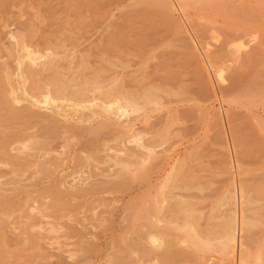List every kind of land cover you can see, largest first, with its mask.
I'll use <instances>...</instances> for the list:
<instances>
[{
  "label": "rangeland",
  "instance_id": "obj_1",
  "mask_svg": "<svg viewBox=\"0 0 264 264\" xmlns=\"http://www.w3.org/2000/svg\"><path fill=\"white\" fill-rule=\"evenodd\" d=\"M0 1H6L0 2V102L7 99L20 109L35 95L42 101L36 107L41 115L59 114L60 126L74 127L71 132L49 127L51 131L46 129L38 139L14 142L8 136L20 124L8 122L9 104L0 103V141L12 143L2 155L29 161L21 166L0 162V263L254 264V258L239 262L238 258L247 257L246 247L227 245V249L222 239L227 222L243 223L244 210L253 216L247 217V226H252V220L260 224L253 226V234L264 233V206L260 205L264 202L259 203L264 191L255 196L257 203L253 197L254 181H264V0H242L234 11L204 0H179L177 5L173 0L157 5L142 2L146 0H121V4L120 0ZM114 1L119 5L115 3L110 14ZM237 1L240 6L241 0ZM217 8L230 13L219 16L213 13ZM180 12L186 19L180 18ZM190 29L201 33L194 31L197 42L203 36L217 43L232 38L234 54L229 56L230 65L226 62L227 70L221 71L213 61L206 65L204 59L209 58L202 56L207 51H198L203 48L193 36L188 38V32L194 34ZM33 35L41 42L31 45L33 58H23L20 67L22 53H17L16 45L23 39L30 44ZM203 39L201 44L216 55L218 44L212 42L215 49ZM50 41L55 44L47 45ZM47 58L55 64L51 71L42 72ZM212 66L217 68L215 75ZM24 70L38 74L39 90L31 76L21 73ZM152 79L160 87L150 86L156 83ZM123 85L138 95L127 91L132 95L129 99L126 94L119 97ZM229 85L236 86L230 87V97L225 96L229 90L220 97ZM99 86L119 90L112 99ZM57 87L63 88L60 93ZM102 92L108 94L110 108L104 105L107 96ZM255 103L257 110H250ZM103 123L118 125L99 128ZM131 123H136L134 130L123 127ZM167 157L171 163L163 170ZM256 186L264 187L263 183ZM249 195L258 205L253 214ZM260 213L256 220L254 214ZM149 217L168 230L157 231ZM150 227L154 233H148ZM223 229L226 235L221 234ZM156 234L157 241L147 237ZM147 249L150 255L166 252L167 256L147 258Z\"/></svg>",
  "mask_w": 264,
  "mask_h": 264
},
{
  "label": "bare ground",
  "instance_id": "obj_2",
  "mask_svg": "<svg viewBox=\"0 0 264 264\" xmlns=\"http://www.w3.org/2000/svg\"><path fill=\"white\" fill-rule=\"evenodd\" d=\"M126 1V0H125ZM135 1V0H134ZM149 1H153L152 2V4L153 5H157L158 3H160V2H162V0H146V1H142V2H145V3H149ZM174 2H176V3H174V4H179L178 2H179V0L178 1H176V0H173ZM204 1H207V2H209V3H212L213 2V6H215L216 7V5H218L219 7H229V8H226L227 10H230V11H234V10H237L238 9V7H241L242 6V4H243V1L241 0V1H239V4H240V6H236V4H238V1L237 0H235V1H237L236 3H235V1L233 2V1H231V0H210V1H208V0H204ZM1 2V1H0ZM4 2H6V1H4ZM4 2H1V3H4ZM231 2H233L234 4H232ZM116 3V4H115ZM119 2H116V1H114L113 3H111L110 5V7H111V9H112V6H114V4L115 5H117ZM123 3H125V2H123ZM122 3V4H123ZM195 3H197L198 4V2H195ZM120 4H121V0H120ZM119 5V4H118ZM133 5V4H132ZM201 6L202 5H204V4H200ZM212 5H210V9H213V6ZM228 5V6H227ZM234 5V6H233ZM129 6H131V5H129ZM181 7H182V5H180ZM211 6H212V8H211ZM107 7V6H106ZM169 7H171V6H169ZM179 8V6H176V8ZM199 8H201L200 6H198ZM214 7V8H215ZM231 7H233V8H231ZM234 7H236V8H234ZM107 8H109V7H107ZM175 8V7H174ZM173 8V9H174ZM175 8V9H176ZM206 8V7H205ZM105 9V8H104ZM170 9V8H169ZM179 9H181L182 11H183V9L182 8H179ZM201 9H204V7L203 8H201ZM226 9L224 10L225 12L223 13V10L222 9H220V8H217V10H213V13H216V14H219V16H222V15H229V13H230V11H228V12H226ZM232 9V10H231ZM106 10V9H105ZM181 10H178V11H181ZM204 10H206V9H204ZM1 11V10H0ZM177 11V10H176ZM177 11V12H178ZM218 11H220V12H218ZM222 11V12H221ZM183 12H185V11H183ZM177 13V14H180V18L183 20V19H186V18H182L181 17V14H183V15H185L184 13ZM1 13V12H0ZM3 13V12H2ZM107 13H109V12H107ZM106 13V14H107ZM205 13H206V11H205ZM211 13V12H210ZM209 12H207L206 14L208 15L209 14V16H212L213 14H210ZM110 14H114L113 13V9L110 11ZM173 14V13H172ZM202 14H204V12H202L201 13V15ZM216 14H214L213 16H215V17H218V16H216ZM182 15V16H183ZM201 15H200V18H201ZM107 16H109V14H107ZM113 16V15H112ZM196 16V15H195ZM204 16H205V14H204ZM203 16V17H204ZM114 17H116V15L115 16H113V18ZM117 17H118V15H117ZM178 17V16H177ZM177 17H176V19H177ZM184 17V16H183ZM199 17V16H198ZM113 18H111V19H113ZM171 18V17H170ZM175 18V17H174ZM173 17H172V19H174ZM197 18V17H196ZM197 19H199V18H197ZM13 22V21H12ZM14 28V27H13ZM191 28V27H190ZM187 29V28H186ZM188 30H189V28H188ZM190 30H192L193 32L194 31H197L198 32V29L196 30V29H190ZM185 31V30H184ZM183 31V32H184ZM179 32V31H178ZM182 32V33H183ZM196 32V33H197ZM201 32V31H200ZM1 33H3V32H1ZM189 34H191L190 36H188V38H191L192 36L194 37V39H192L193 41H194V43L195 42H197V41H199L198 39L199 38H197L196 39V37H199V35L201 34V33H197V34H199V35H197V34H195V32H194V34H192V32L190 31V32H188ZM208 33V32H207ZM206 32L203 34V35H205V34H207ZM30 35H31V33H29ZM194 35H197L196 37L194 36ZM4 36V35H3ZM184 36H186V38H187V35H184ZM184 36H182L181 37V41L183 40L182 38H184ZM30 38L29 39H31L30 40V44L29 43H26V41H25V39H23V40H21L20 41V43H18V45H16L17 46V49H16V51H17V53H22V55L20 56V61H19V66L20 67H22L21 65H22V61L25 59V58H27V59H32L33 58V51L30 49L31 48V45H33V44H35V43H37V41H39V40H33L32 38H35V36L33 35L32 37L31 36H29ZM179 37V36H178ZM204 38H206L205 40L203 39V42L205 41V43H210L211 42V44H209L210 46H212L213 45V43L212 42H214V41H212V40H210L211 38H209V37H211V36H208V37H206V36H203ZM202 37V38H203ZM177 38V37H176ZM186 38H184V39H186ZM187 38V39H188ZM201 38V39H202ZM207 38H209V39H207ZM224 38H227V39H231V40H223V43H221L222 41L221 40H219L218 41V43H217V41H215L214 43H217L216 45L217 46H219V49L218 50H216L217 52H216V55H213L212 53H209L210 51H211V49H208V48H205L206 46H204L203 44H201V42H202V40L200 39V41L201 42H197L198 44V46L200 47V46H202V50H198L199 52L200 51H207V53H206V55L205 56H202L203 54H201V56L202 57H208L209 59L208 60H206V59H204L205 61H207V63L204 61V63H206V65H208V64H213V62H215V66L216 67H219L220 69H222L221 71H225V69L227 70L228 69V66L230 65L229 63H231L232 61H230V60H233V59H230L231 57H232V55L234 54V51H233V45H234V41H232V38H228V37H223L222 39H224ZM178 39V38H177ZM177 39L176 40H174L173 42H176L177 41ZM188 40H190V39H188ZM196 40V41H195ZM209 41V42H208ZM39 42H41V41H39ZM170 42H172V41H170ZM178 42H180V41H178ZM183 42V41H182ZM181 42V43H182ZM187 43V42H186ZM186 43H184L183 42V44H185V45H187ZM46 44L47 45H51V44H55V43H53L52 41H50V42H46ZM222 44V45H221ZM39 45H41V43L39 44ZM215 45V44H214ZM213 45V47L216 49L217 48V46H214ZM188 46V45H187ZM189 46H191V45H189ZM204 46V47H203ZM207 46H208V44H207ZM210 46H208V47H210ZM197 47V46H196ZM212 47V48H213ZM231 47H232V49H231ZM194 48V47H193ZM192 48V49H193ZM206 50H205V49ZM211 48V47H210ZM198 49V48H197ZM215 49H212V50H215ZM15 50V49H14ZM186 50H188V49H186ZM208 50H210L209 52H208ZM50 51V50H49ZM52 51V50H51ZM50 51V52H51ZM231 52V53H230ZM2 53V52H1ZM51 53H54V52H51ZM50 53V54H51ZM217 53L220 55V57H221V55H223L222 57H221V59H219L220 57H218L217 56ZM233 53V54H232ZM210 54V55H209ZM214 56V59L213 60H210V59H212L213 57H212V55ZM227 54H230V55H227ZM17 55V54H16ZM19 56H18V59H19ZM215 56H217V57H215ZM229 56H231V57H229ZM50 57V56H49ZM227 57V58H226ZM24 58V59H23ZM218 58V60H216ZM35 59V58H34ZM52 59V58H51ZM227 59H229V60H227ZM221 60V61H220ZM36 61V60H35ZM199 61V60H198ZM209 61V62H208ZM211 61H213V62H211ZM228 61H230V62H228ZM53 62V61H52ZM50 63V60H49V58H47V61L44 63V64H42V66H41V68H40V70H42V72L43 71H47V70H50V69H52L51 68V64L53 65V64H55V62H53V63ZM197 62V61H196ZM229 64V65H227V63ZM222 64V63H224L225 65H220V64ZM224 66H226L227 68H225ZM19 67V68H20ZM54 67L55 66H53V69H54ZM213 69H217V68H214L213 66H212V69H210L211 71H213ZM201 70V69H200ZM219 70V69H218ZM217 70V71H218ZM51 71V70H50ZM207 71H209V70H207ZM216 71V70H215ZM215 71H213V74L215 73ZM21 73H24V75L27 73V76H31V77H29V78H31V79H33V80H35L34 81V83L35 84H37L38 86H36V89H38L39 90V84L38 83H36V79H35V77H36V75H37V77H39L38 76V74H35L34 72H32V71H26V70H24V71H22ZM212 73V72H211ZM217 73V72H216ZM215 73V74H216ZM212 74V75H213ZM214 74V75H215ZM113 75H116L117 76V73L116 74H113ZM209 75V77H210V74H208ZM213 75V76H214ZM112 79H116L117 80V78H115V77H112ZM236 79V78H235ZM150 80V79H149ZM153 80V82H156V80H154V79H152ZM37 81H39V80H37ZM104 81H106V79L104 80L103 79V81H101V82H103L104 83ZM0 82H1V79H0ZM110 82V81H109ZM57 83V82H56ZM116 83V82H115ZM12 84V83H11ZM58 84V83H57ZM59 84H61V83H59ZM114 84V83H113ZM101 85H103V84H101ZM108 85L109 84H107V85H105L106 87H108ZM110 85H112L111 83H110ZM110 85H109V89H110ZM149 85L151 86V85H153L154 87L155 86H157V85H159V84H157V82L156 83H149ZM161 85V84H160ZM160 85H159V87H160ZM35 86V85H34ZM59 86V85H58ZM124 86V85H123ZM65 87V86H64ZM99 87H101V88H99V89H102L103 88V86H99ZM106 87L104 88V89H102V90H107L106 89ZM158 87V86H157ZM230 87H236V86H233V85H229L228 87H226L227 89L225 90L224 88L221 90V89H219L218 91H220L221 90V94H220V97H223L224 96V92L222 93V91H227V90H229L228 92H227V95H225L226 97L228 96V97H230L229 95L230 94H228V93H230L231 92V90H232V88H230ZM35 88V87H34ZM66 88V87H65ZM123 88V87H122ZM125 88V89H124ZM124 88L123 89H121V93H120V91H119V97H120V95H125V96H128L127 95V91L128 92H130V91H132L131 93L133 94V97L135 96L136 97V95H138V94H135L134 92H137L138 93V91L137 90H135V89H132V88H130V87H127L126 85L124 86ZM126 88H130V90L129 89H127L126 90ZM134 88V87H133ZM57 92H59V91H61L62 89H59L58 87H57ZM117 89V91L119 90L118 88H116ZM116 89H115V91H113V90H111L112 92H110V91H108L109 93L108 94H110L109 96H110V98H112L111 97V95L112 96H115V95H117V91H116ZM231 89V90H230ZM122 90H124V94H123V91ZM101 92V91H100ZM60 93V92H59ZM73 93V95H76L75 94V92H72ZM113 93H115V94H113ZM131 93H129V94H131ZM216 95H217V93H216V91L214 92ZM219 93V92H218ZM104 94V95H103ZM106 92L104 93V92H102V96H104L105 97V95L107 96L108 95ZM30 95V94H29ZM61 95H64V96H66L67 95V92L65 93V94H61ZM79 95H80V93H79ZM70 96V95H69ZM84 96H86V95H84ZM99 96V95H98ZM109 96H107V97H105V99H106V103L104 102V105L106 104V105H108V104H112V103H110L108 100H109ZM132 95H129L128 96V99L131 97ZM48 97V96H47ZM50 97V96H49ZM76 97H78V96H76ZM103 97V98H104ZM3 98V97H2ZM83 98H86V97H83ZM114 98H117V97H114ZM123 97H121L120 99H122ZM49 99V98H48ZM113 99V98H112ZM124 99H125V97H124ZM210 99V98H209ZM216 99H217V97H216ZM13 100V99H12ZM46 100H47V98H46ZM45 100V101H46ZM114 100H118V99H114ZM113 100V101H114ZM126 100H127V98H126ZM232 99L230 98H227V100L226 101H231ZM103 101H104V99H103ZM107 101H108V104H107ZM110 101H111V99H110ZM127 101H129V100H127ZM226 101H223V99H221V103L222 102H226ZM2 102L5 104V105H7V104H9L8 105V107H7V116H8V118H9V121L8 122H15V123H19L20 124V126L19 127H15L16 129H14V132L12 131V133L10 132L9 134H11V135H9L8 137H10V138H12V140L14 141V142H21V141H24V140H26V139H34V138H36L37 136H38V134H40V133H42L43 131H45L46 129H49V127L50 128H54V127H57L58 129L60 128V127H62V125L60 126V124H61V122H60V120L57 118V116L56 115H59V114H52V115H46V114H44V115H41L40 114V112H38L37 110H36V107L40 104V102L42 103V101H40L39 99H37L36 97H35V95H30V104L28 105V106H25V107H21L20 109H16V108H14V107H12L11 106V103H9V101L6 99V100H3L2 101V99H1V104H2ZM115 102V101H114ZM204 102V101H203ZM233 102V101H232ZM219 103V102H218ZM115 104H117V103H115ZM230 104V103H229ZM255 105H257L256 103L254 104V107L252 106V105H249L248 107H251V109L250 110H252V108H255V110H257V106L255 107ZM197 106V105H196ZM39 107H40V105H39ZM108 107L110 108L111 107V105H108ZM197 107H199V106H197ZM247 106H246V108L247 109H249ZM169 110V109H168ZM186 111L185 112H190L189 110H187V109H185ZM230 110H231V108H230ZM250 110H247V111H250ZM264 110V109H263ZM172 111V110H171ZM176 111V110H175ZM254 111V110H253ZM170 112V111H169ZM168 112V116L169 115H171V113H169ZM174 112V111H173ZM184 111H180L179 112V114L180 113H183ZM255 112V111H254ZM175 113H177V112H175ZM191 113V112H190ZM193 113V112H192ZM226 113V112H225ZM249 113V112H248ZM250 113H251V111H250ZM161 114H163V113H161ZM167 114V112L165 113V116H167L166 115ZM185 114V113H184ZM252 114V113H251ZM164 115V114H163ZM162 115V116H163ZM253 115H257V114H253ZM61 115H59V117H60ZM165 116H163L162 117V119L163 118H167V117H165ZM252 116V115H251ZM159 117V116H158ZM254 117V116H253ZM257 117V119H261L260 118V116L258 117V115L257 116H255L254 118H256ZM110 118V117H109ZM264 119V118H263ZM107 120V119H106ZM159 120H161V118L160 119H158V121ZM262 120V119H261ZM5 121V120H4ZM110 121V120H109ZM108 121V122H109ZM151 121V120H150ZM105 122H107V121H105ZM115 122V121H114ZM152 122V121H151ZM154 122H156V119L154 120ZM116 123V122H115ZM5 124H7V123H5ZM107 124V125H106ZM120 124V123H119ZM146 124H149V122L148 123H144V126H146ZM15 125V124H14ZM100 125H102V126H99V128H101V127H103V129H108L109 127L108 126H112V125H118V124H113V123H103V124H100ZM135 125H136V123H131V124H123V127H129L130 129L129 130H134L135 128ZM152 125V124H151ZM60 126V127H59ZM105 126V127H104ZM143 126V127H144ZM148 126V125H147ZM150 126V125H149ZM155 127L156 125H152V127ZM6 127V126H5ZM116 127H118V126H116ZM122 127V128H123ZM142 127V129H144ZM62 128H65L67 131H69V132H71V128H74V127H68V126H64V127H62ZM150 128H151V126H150ZM73 130V129H72ZM49 131H51V129H49ZM78 131V130H77ZM44 134V133H43ZM7 136V135H6ZM41 135H39L38 137H40ZM38 137H37V139H38ZM46 139V138H45ZM7 143H8V145H7ZM10 144H12V143H10ZM10 144H9V141H5V143L2 141H0V154L2 155V153H6V151L5 150H8V148H9V146H10ZM25 146V145H24ZM134 154V153H133ZM133 154H131V156L133 155ZM3 155H5V154H3ZM1 156V158H0V162H2V163H5L6 161H7V163H10L11 161L12 162H14L15 164H17V165H15L14 164V166H21V165H23V164H25V165H28L29 164V161H26L25 160V162L24 161H19V160H17V159H9V158H5V156ZM134 156H135V154H134ZM36 157V156H35ZM133 157V156H132ZM165 157V156H164ZM164 157H162V158H164ZM36 158H38V157H36ZM162 158H161V162L159 163V165H162L161 163L163 162V160H162ZM168 158L170 159V157H167V159H164V160H167L168 162H166V165L164 166V169L163 170H165V168H166V166H168L171 162L168 160ZM173 159V158H172ZM22 162H24V163H22ZM31 162V161H30ZM164 162V163H165ZM32 163V162H31ZM42 164V163H41ZM158 169H161V168H158ZM161 169V170H162ZM33 172V171H32ZM158 172H160V171H158ZM150 173V172H149ZM147 174V179H149L150 177H148V175H150V174ZM263 173V172H262ZM162 175V174H161ZM160 175V176H161ZM238 175V174H237ZM255 176H256V174H254ZM249 176L251 177V176H253V175H250L249 174ZM238 177V176H237ZM250 177H248V178H250ZM260 177H262V175L260 176ZM248 178H247V180H248ZM250 180H253L254 181V178L253 179H250ZM258 181H260L259 179H257ZM261 180H262V178H261ZM256 182V181H254V184H258V185H260V183H263V185H264V181L262 180V181H260V182ZM251 182V181H250ZM249 184V183H248ZM251 185H252V183H250ZM253 184V186H255V188L256 187H258L257 189H255L254 188V190H256L255 192H257L256 194H254V192H253V190L251 189V190H247L246 188H247V186H246V188H244L246 191H248V192H245V193H249V192H251L252 191V193L254 194V196L253 197H255V196H257V194H260V193H262L263 191H264V187H262V186H256V185H254ZM253 186H250V187H252L253 188ZM263 190V191H259V190ZM85 190L86 189H84V191L83 192H79V193H82V194H80L79 196L80 197H83L84 195V193H85ZM90 190H92V189H90ZM90 190H87L86 191V193H89V191ZM242 191V190H241ZM243 192V191H242ZM91 193V192H90ZM264 193V192H263ZM81 195H83V196H81ZM86 196V195H85ZM252 196V195H251ZM259 196H261L260 197V199H263V200H261L259 203H262V201L264 202V194L263 195H259ZM173 197V196H172ZM258 197V196H257ZM257 197H255L256 199H255V201L254 202H256L257 203V200H259ZM263 197V198H262ZM249 199L247 200V201H249V202H253V201H251L252 199H250V195H249V197H248ZM246 200V199H245ZM253 202V203H254ZM256 203H254V204H252L253 205V207H252V205H251V207H249L248 205H246V207L248 206L249 208H250V210H251V208H252V211H253V209H255V206H258V205H256ZM258 203V204H259ZM260 205H262V206H264V204H260ZM244 208V209H247V208ZM243 208V207H242ZM241 208V210H244V209H242ZM259 208V210H260V208H261V206L260 207H257V209ZM124 209V208H123ZM168 209H170V208H168ZM174 210V208H171L170 210H168L169 212L171 211V210ZM264 209V208H263ZM172 210V211H173ZM240 210V211H241ZM249 209H247V211H250ZM252 211H250L252 214L253 213H256V212H252ZM257 211V210H256ZM261 211V210H260ZM264 211V210H263ZM168 212V213H169ZM257 212H259V211H257ZM241 213V212H240ZM244 213H246V211L244 210V212H242V217L243 218H241V221L240 222H243V223H235V220H234V222L232 223V224H230V222L231 221H233V219H231L230 220V222H227V224L229 225V227H228V232H227V235H226V233L224 232V229H223V231L221 232V234L222 233H225V235H226V238H224V239H222V240H225V245H226V248L228 249L230 246H232V247H239V249L240 248H242L243 249V247H246V248H244L243 249V251H244V253L246 254L247 253V257H245V259H241V258H238V259H240V261L239 262H249L250 260L252 261L253 259H250V258H254V264H264V259H263V251H262V247L264 248V246H261V243H260V240H261V238H263L264 237V233H262V232H260L261 234H259V232H258V234L261 236L262 234V236L263 237H258V234H253V233H256L254 230V225L256 226L257 225V223H255V224H253L255 221H253L252 220V226H247L246 225V223H248V221L246 220V219H248L247 217L248 216H250L249 218H251L252 217V219H253V216H251V215H249V212H248V214H244ZM124 214L125 213H123V211H122V213H121V216H120V218H123L124 219ZM263 214L264 213H262V216H263ZM241 215V214H240ZM247 215V216H246ZM255 215V219L257 220V219H259V217H262L261 216V213L260 214H254ZM258 215H259V217H258ZM147 216H149V215H147ZM151 216V215H150ZM237 217H238V215H237ZM244 217H246L245 218V220H246V222H245V220H242V219H244ZM264 217V216H263ZM148 218V217H147ZM150 219V221L152 220V217H149ZM165 218V217H164ZM239 218H240V216H239ZM163 219V217L161 218V221H163L162 220ZM148 221V220H147ZM121 222H123V220H121ZM159 222V221H158ZM157 221H154L153 222V220L151 221V223H153V224H155V226H156V228L158 229L157 231H162V229H163V232L162 233H164V231L166 232L168 229H164V227L163 226H161V225H158L159 223H158ZM249 222H251V219H249ZM149 224V223H148ZM161 224V223H160ZM163 224V223H162ZM166 224V223H165ZM261 224L263 225V223L261 222ZM147 225V224H146ZM166 225H168V224H166ZM258 225H260V224H258ZM257 225V226H258ZM148 226V225H147ZM224 226H226L225 224H224ZM224 226H222V227H224ZM249 227H252L253 229L252 230H250V228ZM261 227V226H260ZM247 228H249L248 230H247ZM256 229H261V228H259V227H255ZM112 230H115L114 228L112 229ZM149 230H151V232L152 233H154V231L152 230V227H150L149 229H148V233H149ZM123 231V230H122ZM226 231V230H225ZM246 231L248 232V233H250V231H251V235L250 234H247L246 233ZM257 231V230H256ZM262 231H264V230H262ZM121 233H123V232H121ZM241 233H243L242 235H240ZM253 234V235H252ZM147 235H150V234H147ZM146 235V236H147ZM246 235H247V237H246ZM119 236H121V235H119ZM254 236V237H253ZM149 239H153V237L155 238V237H157V234L156 235H153V236H147ZM259 238V241H258V239H255V238ZM128 238V237H127ZM145 238V237H144ZM148 238H145V239H143L144 241L145 240H147ZM137 239H139L140 240V242H139V240H137V242L139 243V244H141L142 242V240L140 239V238H137ZM148 239V240H149ZM155 240L157 241V238H155ZM221 240V238H220V242H222V244H224V242ZM263 242H264V239L262 240ZM126 242H128V241H126ZM145 242H147V241H145ZM150 243H154L155 244V241H153V240H151V241H149ZM150 243H148V244H150ZM258 243H260L259 245H258ZM134 244V243H133ZM225 245H223V247L225 246ZM227 245L229 246V247H227ZM263 245V244H262ZM2 246H3V244H2ZM253 246H256V248L255 247H253ZM258 247H259V249H258ZM260 247H261V250H260ZM252 248H254L256 251H255V253L252 251ZM133 249V248H132ZM131 249V250H132ZM258 250V251H257ZM264 250V249H263ZM123 251V250H122ZM138 251V250H137ZM242 251V252H243ZM143 252V251H142ZM147 252H149V254H146ZM147 252L145 251V254H146V256L147 255H149V256H147V258L149 257H151V255H150V252L152 253V251L149 249H147ZM240 252V251H239ZM242 252H240L241 254H244V253H242ZM154 253V252H153ZM239 253V254H240ZM3 254V253H2ZM96 254V253H95ZM100 254V253H99ZM133 254V253H132ZM166 254V252H160L159 254H155V255H152V256H154V258L156 259V257L158 258V257H162L161 255H163V258H166L165 256H167V254ZM107 255H108V253H107ZM156 255H158V256H156ZM165 255V256H164ZM146 256H144V257H146ZM242 255H240L239 257H241ZM242 258H244V256L242 257ZM155 259H150V261H153V260H155ZM145 260H147V259H145ZM247 260V261H246ZM250 261V262H251ZM1 264V263H0Z\"/></svg>",
  "mask_w": 264,
  "mask_h": 264
}]
</instances>
